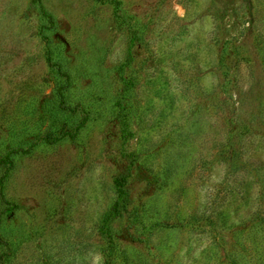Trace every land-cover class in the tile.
<instances>
[{
  "label": "rangeland",
  "instance_id": "374dc122",
  "mask_svg": "<svg viewBox=\"0 0 264 264\" xmlns=\"http://www.w3.org/2000/svg\"><path fill=\"white\" fill-rule=\"evenodd\" d=\"M0 182V264H264V0H0Z\"/></svg>",
  "mask_w": 264,
  "mask_h": 264
},
{
  "label": "trees",
  "instance_id": "16d2710c",
  "mask_svg": "<svg viewBox=\"0 0 264 264\" xmlns=\"http://www.w3.org/2000/svg\"><path fill=\"white\" fill-rule=\"evenodd\" d=\"M39 0H30V2L32 3H38ZM42 14L46 16V13L44 11H42ZM47 19H49V17H47ZM1 183V182H0ZM1 197V196H0Z\"/></svg>",
  "mask_w": 264,
  "mask_h": 264
}]
</instances>
